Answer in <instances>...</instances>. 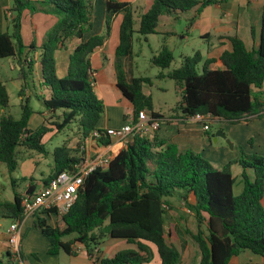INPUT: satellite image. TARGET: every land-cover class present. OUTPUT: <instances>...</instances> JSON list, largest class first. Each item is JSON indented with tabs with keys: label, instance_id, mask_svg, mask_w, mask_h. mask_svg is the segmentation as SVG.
I'll use <instances>...</instances> for the list:
<instances>
[{
	"label": "trees",
	"instance_id": "16d2710c",
	"mask_svg": "<svg viewBox=\"0 0 264 264\" xmlns=\"http://www.w3.org/2000/svg\"><path fill=\"white\" fill-rule=\"evenodd\" d=\"M38 2L41 10L56 15L57 20L44 34L37 58L27 59L25 49L34 54L36 44L31 41L25 46L21 36L23 12H36L35 1L11 0L9 14L5 15L7 31L0 33V58H17L14 78L22 81L18 90L21 112L15 118L8 112L9 95L0 79V162L9 173L14 172L18 165V147L46 153L45 136L50 132L59 133L75 122L74 133L79 140L73 147H68L65 141L54 148L53 167L43 179L46 185L84 156L80 144L94 130L100 132L99 142H109V137L102 134L104 130L97 127L104 113V102L92 84L90 56L110 37L115 17L121 14L113 59L116 87L132 105L134 116L142 110L162 116L154 111L150 95L143 92V84L150 83V78L132 76L128 80L126 77L124 58L132 54L133 35L146 37L156 33L161 21L196 6L198 13L216 0H152L140 14L137 28H134V9L129 0H105V31L87 38L85 34L93 27L92 0ZM192 22L190 18V25ZM73 37L79 39V43L68 54L66 75L58 77L54 52ZM225 37L231 48L217 59L203 60L201 53L195 51L163 75L181 86V99L172 110L174 115L191 118L196 113H209L211 120L216 118L230 124L264 117V93L254 92L264 82V12L255 48L247 49L235 33ZM173 60L166 44L152 57V62L163 69ZM200 61L201 69L198 68ZM35 62L41 68L37 85L49 90L47 98L36 93L44 105L38 112L29 104V97H25V90L31 91L27 79L33 74ZM215 62L220 67L211 68ZM44 112L43 121L36 128H29L31 115ZM127 117L128 113L123 119ZM208 127L210 129V125ZM251 141L250 138L248 143ZM235 163L240 166L242 182V190L237 195L233 191L235 178L231 171ZM32 182L27 194L35 190L36 182ZM176 190L198 224L197 231L191 234L200 252L198 264H230L231 259L243 251L264 257V156L247 153L242 147L236 159L215 168L192 150L180 151L174 143L149 140L146 135L136 134L130 143L115 152L106 167L94 169L84 179L74 204L67 213L56 216L55 226L48 225L39 215L34 217V226L47 237L51 245L48 251L53 254L61 250L72 253V245L79 242L93 258L96 256L93 245L106 236L134 245L119 249L112 256H96L90 264H149L154 256L152 246L157 264H179L181 252L168 242L165 232L167 198ZM22 196L14 192L11 201L2 203L10 220L20 223L24 219ZM203 221L206 230L201 229ZM68 234H74L73 239L64 241L63 236ZM0 264H23L20 246L15 255L6 250Z\"/></svg>",
	"mask_w": 264,
	"mask_h": 264
},
{
	"label": "rangeland",
	"instance_id": "374dc122",
	"mask_svg": "<svg viewBox=\"0 0 264 264\" xmlns=\"http://www.w3.org/2000/svg\"><path fill=\"white\" fill-rule=\"evenodd\" d=\"M93 1V27L92 29L85 34V37L93 34H101L105 31V7L101 3V0H92ZM152 0H135L133 1L134 9V28H137L139 25L140 14L144 12L151 4ZM218 7L214 5L204 6L198 13H196V20H202V23L208 22L209 27L212 25L210 18V12L218 11ZM236 11V8L235 10ZM8 12V9H7ZM9 14V12H8ZM193 11H188L184 13H177L176 16L168 18L166 21H161L160 25L157 28L156 33L149 34L146 37L138 33L133 35L132 43V54H131V63L128 64V61L125 65L126 71L129 74L131 71L133 76H144L150 78V83H145L143 85V92L147 95H150L153 108L161 112L163 115H168L171 112V109L175 107L177 102L181 99V86L176 84L173 79L168 77H160L161 72H168L176 67H178L185 56H192L195 51H200L205 53L209 47V43L203 39L201 35L202 32V23L200 26L193 27L190 25V18L192 17ZM203 18V19H202ZM57 20V16L52 13H46L42 11H37L34 18L22 16V27H21V36L22 42L28 46L32 40H36V43L39 46H36V50L40 51L41 39L44 37L46 31L51 28ZM39 23V25H38ZM49 25V26H48ZM118 21L114 20L111 24V30L115 32V36L118 31ZM47 27V28H46ZM9 29V28H8ZM46 29V30H45ZM225 30V27H222ZM7 31V29L5 30ZM45 31V32H43ZM44 33V34H43ZM214 33V31H212ZM147 38V39H145ZM78 42L76 37H73L65 42V46L61 49H57L54 52L55 59V68L56 75L58 77H64L66 73L67 65V54L74 48V45ZM162 44L171 50L174 60L168 68H160L152 62V57L156 55L161 49ZM107 51L109 52L110 47L107 46ZM26 53L33 55V52L26 48ZM202 62L198 63V68L201 69ZM16 67L11 65L10 57L0 58V79L4 81L6 89L9 95V109L8 112L13 115L15 118L20 116V102L21 99L18 96V90L20 89V81L12 79L17 76ZM31 79H27L28 85L31 89L29 104L33 107L35 111H41L44 109L42 100L36 97L38 89H34L31 84ZM37 84V83H36ZM108 101V98L107 100ZM108 103V102H107ZM107 106H109L107 104ZM110 109V107H108ZM125 110V108H123ZM122 109L110 110V118L117 122L121 117ZM104 114V113H103ZM102 114V115H103ZM38 115H36L37 117ZM35 117V118H36ZM261 119V118H260ZM105 120L103 115L102 122ZM258 120V119H256ZM187 132L193 136H196L198 139L205 140V144L202 146V149L198 153L205 160L209 161L215 168L219 167L221 163H218L223 156L221 154H229L230 157H235L236 159L239 153V148L242 147L247 153H257L264 156V135L254 136L251 138V144L248 143L247 139L244 142L236 143L234 139L230 136V127H234L237 130L236 133H241L243 136L245 133H249L251 128H246L244 123L237 122L230 124L224 121L211 120L209 122L210 129L208 133H204L201 130L202 124L188 119L185 121ZM225 124V125H224ZM230 124V125H229ZM258 125V123H257ZM262 127L264 126L261 125ZM77 130V123H71L66 126L61 132L50 137L45 145L46 153H39L35 150L25 149L23 147H18L17 149V168L14 172L9 173L5 164L0 162V200H7L12 197L14 192L21 193L23 192L24 183L28 182L30 179L35 182L40 183L41 179L46 177L53 167V150L55 147L62 145L65 141L67 142L68 147L75 145L74 133ZM221 131L225 134V138L221 136H216V132ZM264 133V130H263ZM48 136L50 134H47ZM216 137V140H214ZM255 137V138H254ZM226 139H229L233 143V148L229 147V144L226 142ZM261 140V149L251 150L253 147L254 141ZM219 148L220 150L214 151ZM247 149V150H246ZM191 150V149H189ZM195 152V151H194ZM12 179L14 182H12ZM237 187L234 188V194L237 195ZM179 190H176L175 193L167 198L168 205L165 206V232L167 235L168 242L173 244L181 252V261L179 264H198L200 259L199 248L191 236L192 233H195L198 228L197 221L195 216L185 208L184 203L180 199ZM56 218V217H55ZM49 219V218H48ZM50 220V219H49ZM2 226L1 230H4L9 223L8 219L0 220ZM201 229H205V221L201 223ZM30 237V235H29ZM74 234H68L63 236V240L73 239ZM108 237V236H106ZM105 237L98 240L99 243L93 245L94 254H98V245L104 240ZM120 249L127 248L128 245L121 243L120 240H115ZM76 243V242H75ZM74 243V244H75ZM133 246V245H132ZM0 245V259L3 258L4 250ZM97 249V251H95ZM153 249V259L149 264H157L158 258L155 252V247ZM253 256L241 255L240 258L246 264H264V257L260 255L253 254L247 251ZM242 253V252H241ZM61 259H59L60 264H67L66 255L61 253ZM232 264V263H230Z\"/></svg>",
	"mask_w": 264,
	"mask_h": 264
},
{
	"label": "crops",
	"instance_id": "0c3cea01",
	"mask_svg": "<svg viewBox=\"0 0 264 264\" xmlns=\"http://www.w3.org/2000/svg\"><path fill=\"white\" fill-rule=\"evenodd\" d=\"M32 1L36 2V6L38 8L37 11L45 12L41 10V4L38 2V0H32ZM129 1L132 3L133 6V1L135 0H129ZM101 3L105 7V0H101ZM10 5H11V0H0V33L4 32L7 29V20L5 19V15H8V12H6L5 14V11L9 8ZM210 5H214L215 7L219 8L218 11L210 12V16H208L212 24L210 27L208 22H205L204 24L202 23V20L201 21L199 19L196 20L197 6L191 10L193 11L191 17L193 18L192 28L200 26L199 24L202 23L201 35L204 37L203 39H205V41L209 43V47L204 54L199 51L202 55L203 60L206 58L217 59L223 51L230 50L231 48L230 42L225 36L234 33L241 38L247 49L255 48L257 46L259 42V34L261 28V16L264 12V0H216V2ZM235 8L236 11H234ZM37 11L31 13L30 11L25 10L23 12V15L24 17L28 16L34 18L35 13H37ZM116 19L119 25L121 14L117 15L114 20ZM222 27H225V30H223ZM212 31H214V33H212ZM32 41L35 42L36 46H39L36 43V40H32ZM77 43H79V39ZM117 43H118V31H117V35L115 36V32L111 30L110 37L107 38V40H105L103 45L96 48L90 56L91 68L94 77L93 87L96 93L99 94V96L102 98L104 102L103 115L105 117V120L102 122V117H103L102 115L97 124V127L103 130H105L108 127L115 128L121 126L125 121V119H123L124 114L126 113L130 114L132 112V105L121 95V93L116 87V77L113 66V59H114V50ZM23 44L26 45L24 42ZM107 46L110 47L109 52L107 51L106 48ZM68 51L70 53V47L68 48ZM39 53L40 51L36 50V52L33 55H30L28 52L25 53V55L27 59H29L31 56L37 58ZM68 54H67V60H68ZM10 59H11V65L13 67H16L17 65L15 64V60L17 58L10 57ZM130 59L131 57L124 58V70L128 80L131 79L133 76L132 72L130 71L128 74L125 68L127 61L128 64L131 63ZM210 67L217 68L220 67V64L215 62L212 63ZM15 69H18V67ZM40 70L41 68L39 66V63L35 62L33 74L30 78L31 83L38 84V78L40 77ZM66 72H67V65H66ZM166 73L167 72L165 73L161 72L160 75L164 77L163 75H165ZM12 79L18 80L16 78H12ZM19 81L21 87L22 81L21 80ZM34 89H38L37 93L44 96L45 98L49 96V90L47 88H40L37 85V87H35ZM258 90H261V92L264 93V82L262 84V87L260 89H254V92ZM29 95H30V90L26 89L25 97H30ZM107 98L108 101H106ZM107 104L109 106H107ZM108 107H110V109H108ZM123 108H125V110ZM114 109H116V111L122 109L120 114L121 117L118 119L117 122H114L110 118V114H109V111ZM172 110L173 108L171 109V112L166 116L163 115L161 112L157 111L156 109H154V111L158 112L159 114H162V117H164L166 121L163 122V124H161L158 130L146 134L147 139L152 140L155 138L158 142L174 143L178 146V149L180 151H186L191 149L192 151L199 152L202 149V146L205 144V140L204 139L200 140L196 136L189 134L187 132L188 130L186 128V123H185V121L188 120L189 118H184L174 115ZM36 115L38 116L36 117ZM44 116H46V112L42 113L41 115L33 113L29 119V124H28L29 128L31 129L36 128L43 121ZM213 120H218V119L214 118ZM240 122L244 123L246 128H251V131H248L249 133H245V135L243 136V134L241 133L234 132L237 130L236 128H234L233 126L230 127L229 134L236 143L244 142L248 136L252 137V135L254 136L258 135L261 138L264 135L263 133L264 126L263 127L261 126L264 124V117L258 120L253 119L251 121H240ZM201 130H203L202 126H201ZM203 132L205 133L204 130ZM49 134H50L49 136L48 135L45 136L44 140H48L50 137L56 135L57 133L50 132ZM78 140L79 137L77 135L75 137L74 144H76ZM260 145H261V140L259 139L258 141L256 140L254 141L253 147H248L247 145L246 147L252 148L251 150H257V149H261ZM121 147L123 146H120V144H118L113 138H109V142L107 143H101L98 140H92V142L88 146V149L90 150L92 155H96V154L101 155L111 149V152L114 155L115 152H117L118 149H120ZM210 147L213 148L211 145ZM213 149H215L214 151L220 150L219 148H213ZM221 155L223 156V158L221 157V160L218 162L221 164L217 168H221L223 164H225L229 160H233L232 158H235V157L231 158L230 155L227 153ZM231 171L235 178L233 191L234 188L237 187L236 192L237 194H239L242 190V182L240 180V171H241L240 166L237 163H235L231 167ZM43 179L44 178L41 179L40 183L36 182L35 190L39 189L43 185ZM31 182L32 180L30 179L28 182L24 183L23 185L24 189L23 192L19 193L20 195H23L27 191V189L31 188L30 185ZM13 195L14 193L12 194V197L7 200H0V220L8 219L9 220L8 226L14 220H10V218L8 217V212L2 206V203L11 201L13 199ZM41 217L46 219V223L48 225L51 226L56 225L55 215L44 213L41 215ZM1 226L2 224L0 222V245L3 248L2 250L6 251L9 249L7 243V233H6L8 226L4 230H1ZM20 231H21V240L19 246L23 254V264H60L59 259H61L60 256L61 253L68 257L66 258L67 264H90L92 263V261L96 256H100V257L112 256L116 251H118L120 248L119 245H117V243L115 242V240H120L122 241L121 243L124 244L126 243L128 245L127 248L134 247L133 244L127 243L124 239L105 237L104 240L98 245V247H96L98 248V254H94L93 252V254L96 255L93 258H90V256L86 251V247L79 242H76L74 245H72L71 247L72 253H65L64 251L61 250L57 254H53L48 251L51 245L47 237L34 226L33 216L24 217V219L20 223ZM95 251H97V249H95ZM241 255H247V257L248 256L249 257L252 256L255 258L257 257V256H253L252 254H249L247 251H243L238 256L232 258L230 263L246 264L244 263V261L241 260L240 258Z\"/></svg>",
	"mask_w": 264,
	"mask_h": 264
},
{
	"label": "built area",
	"instance_id": "2783aa9c",
	"mask_svg": "<svg viewBox=\"0 0 264 264\" xmlns=\"http://www.w3.org/2000/svg\"><path fill=\"white\" fill-rule=\"evenodd\" d=\"M93 78V71L90 72ZM192 120L202 124L204 131L209 129V122L212 119L211 114L196 113L191 117ZM162 116L152 115L145 110L138 112L136 116L128 114L124 123L115 128H106L103 135L113 138L120 146L125 147L136 134L146 135L158 130L165 122ZM100 132L94 130L90 135L83 138L80 149L84 156L69 166L70 170L61 171L51 178L46 185L32 193L23 194L21 203L23 205L24 217L36 215L41 216L45 212L55 216L68 212L74 204L79 188L82 186L84 179L96 168L106 167L113 158L111 149L101 155H92L88 146L92 140H97ZM110 145V144H108ZM7 243L11 254H16L21 240L20 222L13 221L6 230Z\"/></svg>",
	"mask_w": 264,
	"mask_h": 264
},
{
	"label": "water",
	"instance_id": "95a60500",
	"mask_svg": "<svg viewBox=\"0 0 264 264\" xmlns=\"http://www.w3.org/2000/svg\"><path fill=\"white\" fill-rule=\"evenodd\" d=\"M216 136H221V137H224L225 138V134L223 132H221V131H217L216 132ZM214 140H216V137H214ZM226 142L229 144V147L230 148H233V143L230 142L229 139H226ZM68 170H70V168H68Z\"/></svg>",
	"mask_w": 264,
	"mask_h": 264
}]
</instances>
